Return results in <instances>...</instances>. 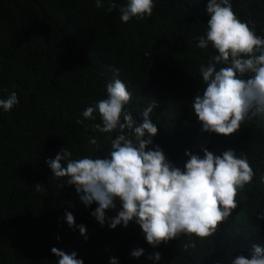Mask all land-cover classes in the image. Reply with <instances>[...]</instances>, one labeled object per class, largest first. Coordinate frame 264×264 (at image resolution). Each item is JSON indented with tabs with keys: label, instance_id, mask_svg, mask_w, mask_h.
I'll use <instances>...</instances> for the list:
<instances>
[{
	"label": "trees",
	"instance_id": "1",
	"mask_svg": "<svg viewBox=\"0 0 264 264\" xmlns=\"http://www.w3.org/2000/svg\"><path fill=\"white\" fill-rule=\"evenodd\" d=\"M116 3L109 11L108 0L102 8L95 0H0V99L12 91L19 99L10 111L0 108V264H58L53 247L76 251L84 264H109L111 257L118 264H232L239 255L251 258L253 245L264 248V219H258L264 214V114L229 136L201 130L192 102L207 86L200 67L216 54L211 46H196L210 19L208 0H154L151 17L128 23L119 12L127 0ZM231 3L264 37V0ZM114 69L132 93L125 107L138 122L156 101L150 119L159 132L149 149L159 145L181 169L190 158L186 152L203 157L205 148L216 155L232 149L252 166V183L213 236L182 235L153 247L135 220L127 227L111 229L109 221L101 226L91 215L96 203L84 205L66 178H52L47 161L64 147L73 159L107 156L108 134L93 128L101 123L98 111L94 120L84 119L82 111L107 98ZM37 183L45 191L37 192ZM116 204L108 217L117 215ZM66 212L86 226L88 239L69 227ZM138 248L142 256L130 255ZM156 252L161 259H149Z\"/></svg>",
	"mask_w": 264,
	"mask_h": 264
},
{
	"label": "clouds",
	"instance_id": "2",
	"mask_svg": "<svg viewBox=\"0 0 264 264\" xmlns=\"http://www.w3.org/2000/svg\"><path fill=\"white\" fill-rule=\"evenodd\" d=\"M198 2V0H197ZM111 11L117 8L116 0H108ZM104 0H95V7L102 8ZM154 0H127L119 6L120 20L128 23L133 17L143 20L151 17ZM210 19L204 35L197 37L198 48L215 50L207 66L201 65L200 74L207 85L202 94L195 96L192 107L202 131L229 136L255 114H264V37L258 36L252 21H242L233 10L231 0H208ZM114 79L107 83V98L82 111L84 119H95L98 111L101 123L95 130L108 134L110 150L104 158L85 156L73 159L66 147L54 159L47 161L52 178H66L67 185H74L76 195L86 206H98L91 215L101 226L124 227L135 220L140 225L146 241L153 247L180 236L201 240L217 233L218 227L238 207L237 197L246 185L252 183L255 172L247 158L238 157L232 149L216 155L207 148L204 155L186 152L190 157L184 169L168 161L163 149L153 144L158 126L150 119L156 101L148 104L138 122L126 109L132 93L119 79V69H114ZM19 104L15 91L0 99V108L10 111ZM77 124L84 120L78 119ZM117 132L115 138L112 133ZM90 144H96L95 138ZM61 187H64L62 184ZM37 192L45 191L44 185L34 186ZM120 207L117 215L108 217L106 211ZM69 227H78L88 239L85 225H76L72 212H66ZM264 219V214L258 216ZM59 239V237H58ZM196 247L193 242L190 245ZM189 247L185 244V250ZM51 252L58 264H84L76 251L70 254L53 247ZM143 248L133 249L130 255L139 258ZM161 259L156 252L149 259ZM109 264H118L111 257ZM232 264H264V248L253 245L251 258L239 255Z\"/></svg>",
	"mask_w": 264,
	"mask_h": 264
}]
</instances>
